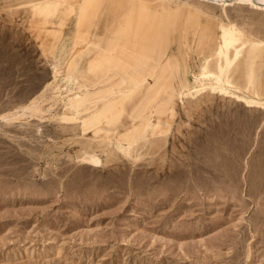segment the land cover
Returning <instances> with one entry per match:
<instances>
[{
	"label": "rangeland",
	"instance_id": "374dc122",
	"mask_svg": "<svg viewBox=\"0 0 264 264\" xmlns=\"http://www.w3.org/2000/svg\"><path fill=\"white\" fill-rule=\"evenodd\" d=\"M0 264H264V1L0 0Z\"/></svg>",
	"mask_w": 264,
	"mask_h": 264
},
{
	"label": "bare ground",
	"instance_id": "6f19581e",
	"mask_svg": "<svg viewBox=\"0 0 264 264\" xmlns=\"http://www.w3.org/2000/svg\"><path fill=\"white\" fill-rule=\"evenodd\" d=\"M217 1H220V0H217ZM258 1H264V0H258ZM215 25H216V24H215ZM221 33H223V36H224V37H228V36L231 35V31H230V30H226V29L222 30ZM225 42H226V41H225ZM221 43H222V42H221ZM227 43H228V42H227ZM221 45H222V44H221ZM228 54H229V53L227 52V50H226V52L224 51V58H225V60L228 61V62H230L231 60H233V58H231ZM216 57H217V54H216ZM226 63H227V62H226ZM33 104H35V107H34V108H39V106H38L37 103H34V102H33ZM23 113H24V112H23Z\"/></svg>",
	"mask_w": 264,
	"mask_h": 264
}]
</instances>
